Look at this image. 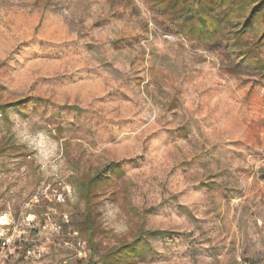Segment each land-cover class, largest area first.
<instances>
[{
    "label": "rangeland",
    "instance_id": "rangeland-1",
    "mask_svg": "<svg viewBox=\"0 0 264 264\" xmlns=\"http://www.w3.org/2000/svg\"><path fill=\"white\" fill-rule=\"evenodd\" d=\"M171 14L0 0V105L32 100L0 111L1 264H104L138 239L137 264H264V45L244 60Z\"/></svg>",
    "mask_w": 264,
    "mask_h": 264
},
{
    "label": "trees",
    "instance_id": "trees-1",
    "mask_svg": "<svg viewBox=\"0 0 264 264\" xmlns=\"http://www.w3.org/2000/svg\"><path fill=\"white\" fill-rule=\"evenodd\" d=\"M167 12L173 13L172 24L181 32L199 43H214L250 60L255 50L264 45V0H159ZM263 31L253 40H244L245 35ZM264 77V65L256 69ZM32 102L25 99L0 105L2 115L7 118L9 108L18 111ZM22 112V111H21ZM90 204L93 198L91 186L84 193ZM142 239L115 247L104 257V264H137L130 260L141 251Z\"/></svg>",
    "mask_w": 264,
    "mask_h": 264
},
{
    "label": "built area",
    "instance_id": "built-area-1",
    "mask_svg": "<svg viewBox=\"0 0 264 264\" xmlns=\"http://www.w3.org/2000/svg\"><path fill=\"white\" fill-rule=\"evenodd\" d=\"M5 234V233H4ZM4 236V235H2ZM4 238V237H3ZM5 240V239H4ZM10 242V241H8ZM8 243H5L2 238H0V264L2 263V253L5 250Z\"/></svg>",
    "mask_w": 264,
    "mask_h": 264
}]
</instances>
